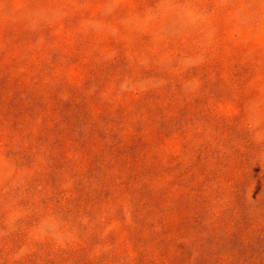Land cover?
Here are the masks:
<instances>
[{"label": "rangeland", "instance_id": "374dc122", "mask_svg": "<svg viewBox=\"0 0 264 264\" xmlns=\"http://www.w3.org/2000/svg\"><path fill=\"white\" fill-rule=\"evenodd\" d=\"M0 264H264V0H0Z\"/></svg>", "mask_w": 264, "mask_h": 264}]
</instances>
